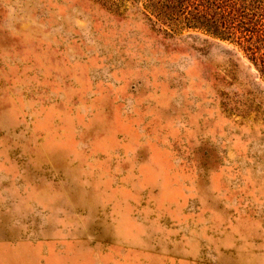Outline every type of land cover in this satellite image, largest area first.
Returning <instances> with one entry per match:
<instances>
[{"label":"rangeland","instance_id":"obj_1","mask_svg":"<svg viewBox=\"0 0 264 264\" xmlns=\"http://www.w3.org/2000/svg\"><path fill=\"white\" fill-rule=\"evenodd\" d=\"M0 264H264L263 74L147 0H0Z\"/></svg>","mask_w":264,"mask_h":264},{"label":"trees","instance_id":"obj_2","mask_svg":"<svg viewBox=\"0 0 264 264\" xmlns=\"http://www.w3.org/2000/svg\"><path fill=\"white\" fill-rule=\"evenodd\" d=\"M147 1L157 19L202 28L212 39L233 42L264 76V0Z\"/></svg>","mask_w":264,"mask_h":264}]
</instances>
